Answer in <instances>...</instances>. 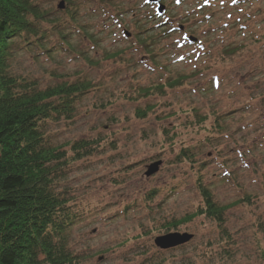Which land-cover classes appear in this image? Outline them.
<instances>
[{
    "label": "rangeland",
    "instance_id": "rangeland-1",
    "mask_svg": "<svg viewBox=\"0 0 264 264\" xmlns=\"http://www.w3.org/2000/svg\"><path fill=\"white\" fill-rule=\"evenodd\" d=\"M39 1L60 26L43 22L40 46L17 39L13 72L42 88L94 83L73 119L47 125L53 144L98 142L61 183L80 264H264V0H162V15L148 0ZM180 74L183 85L140 95ZM200 183L228 206L222 226L185 220L204 207ZM174 232L193 236L156 244Z\"/></svg>",
    "mask_w": 264,
    "mask_h": 264
},
{
    "label": "trees",
    "instance_id": "trees-1",
    "mask_svg": "<svg viewBox=\"0 0 264 264\" xmlns=\"http://www.w3.org/2000/svg\"><path fill=\"white\" fill-rule=\"evenodd\" d=\"M64 1L74 4V0ZM52 11L42 7L39 0H0V264H80V256L69 246L76 213L69 191L61 188V183L74 162L97 151L98 142L83 138L53 144L47 125L73 119L78 100L94 83L64 80L42 88L37 80L12 70L17 39L26 46H40L46 37L42 23L60 26V19H51ZM152 36L140 40L148 46L147 39L152 40ZM189 77L180 74L143 87L140 95L163 94L183 85ZM149 110L151 105L138 109L137 115L146 117ZM190 154L189 149H182L184 157L190 158ZM199 186L204 207L185 220L204 214L222 226L228 206L218 204L208 186Z\"/></svg>",
    "mask_w": 264,
    "mask_h": 264
},
{
    "label": "water",
    "instance_id": "water-1",
    "mask_svg": "<svg viewBox=\"0 0 264 264\" xmlns=\"http://www.w3.org/2000/svg\"><path fill=\"white\" fill-rule=\"evenodd\" d=\"M151 1L157 3L161 2V0H151ZM64 7H65V1L62 0L59 4V8H64ZM165 9H166L165 5L160 3L158 11L160 13H163ZM191 39L195 40L194 37H191ZM159 164L160 161L153 163L149 167L150 169L147 171V175H151L157 172L159 169ZM192 236H193L192 234H188V233H183V234L178 232L168 233L166 235L159 236L156 239V244L162 249H169L187 243L192 238Z\"/></svg>",
    "mask_w": 264,
    "mask_h": 264
},
{
    "label": "bare ground",
    "instance_id": "bare-ground-1",
    "mask_svg": "<svg viewBox=\"0 0 264 264\" xmlns=\"http://www.w3.org/2000/svg\"><path fill=\"white\" fill-rule=\"evenodd\" d=\"M153 164V163H152Z\"/></svg>",
    "mask_w": 264,
    "mask_h": 264
}]
</instances>
